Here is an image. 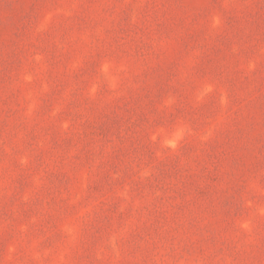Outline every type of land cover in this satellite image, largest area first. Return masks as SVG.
Listing matches in <instances>:
<instances>
[{"label": "rangeland", "instance_id": "374dc122", "mask_svg": "<svg viewBox=\"0 0 264 264\" xmlns=\"http://www.w3.org/2000/svg\"><path fill=\"white\" fill-rule=\"evenodd\" d=\"M0 264H264V0H0Z\"/></svg>", "mask_w": 264, "mask_h": 264}]
</instances>
